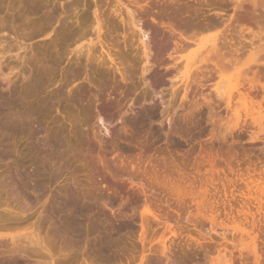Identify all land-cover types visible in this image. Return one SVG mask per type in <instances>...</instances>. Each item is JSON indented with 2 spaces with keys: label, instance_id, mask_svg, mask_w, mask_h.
Instances as JSON below:
<instances>
[{
  "label": "rangeland",
  "instance_id": "1",
  "mask_svg": "<svg viewBox=\"0 0 264 264\" xmlns=\"http://www.w3.org/2000/svg\"><path fill=\"white\" fill-rule=\"evenodd\" d=\"M121 1L150 39L149 71L130 60L125 81L106 59L74 83L65 70L75 47L55 39L50 12L62 18L66 5L70 16L93 19V0L0 3L1 40L13 45L0 65L15 68L10 88L24 93L27 79L62 58L38 97L0 113V123L33 113L28 129L0 130V264H264V118L235 90L246 92L257 73L264 86V53L256 52L264 0ZM170 24L181 28L173 35ZM129 26L116 36L102 30L115 63L127 48L141 52ZM22 40L26 52L17 49ZM211 44L216 51L207 52ZM186 62L195 64L187 81ZM205 215L241 224L250 234L243 247L233 248L240 236L232 241L230 232L224 243Z\"/></svg>",
  "mask_w": 264,
  "mask_h": 264
},
{
  "label": "bare ground",
  "instance_id": "2",
  "mask_svg": "<svg viewBox=\"0 0 264 264\" xmlns=\"http://www.w3.org/2000/svg\"><path fill=\"white\" fill-rule=\"evenodd\" d=\"M238 1V0H237ZM2 2V0H0V3ZM78 3L79 2H76L75 4V10L77 9L78 7ZM93 4L94 6V9H93V19H90L89 17L86 16V14H82L80 15V13H75L73 15L70 16L69 14V11L70 9L66 7V5H62V9H63V14H65L64 17L62 18H59L58 16L56 17V8H52L51 9V15H52V19L53 17H55V19L57 20L58 24H59V29L55 31V39L56 38H59L61 39L62 41L65 40H68V38L71 40H69L71 43V46H74L75 48L72 49L71 51H69V54H71L70 58L68 59V67L67 69L65 70V74L67 77H70L72 79V82L81 78L80 76H82V73L85 74L88 72V68H91L94 64H97L99 65V67H103L105 64L107 65V60L109 61V63L112 65L111 68H115V72H117L120 76H121V79L122 80H125L124 77H126V80H127V74L126 72L128 71L127 67L128 66H133L131 64H128V62H130V60H132L133 62H131L132 64L136 63L138 60L139 62H141L142 67L140 68V71L143 73H146L147 71H149V59L151 57V53H152V47H150V39L148 38V36L146 35L147 33L145 31H143L142 29V26L141 28H139L140 24L138 22L135 21L134 19V15H132V13L129 11L128 7L125 6L123 4V2L121 0H93ZM91 4L88 5V9L91 8ZM80 6V5H79ZM74 10V9H73ZM72 10V11H73ZM77 11V10H76ZM86 11V10H85ZM84 12V11H83ZM124 15L127 16V19L124 18ZM61 16V15H59ZM73 16V17H72ZM49 17V18H50ZM127 21H126V20ZM171 19V17L169 18ZM241 20V19H240ZM243 20V19H242ZM52 22V20H51ZM136 22V23H135ZM239 22V20H238ZM139 25H138V24ZM50 24V23H49ZM76 24V27H74V25ZM128 26L130 25L132 27L129 28V30L131 31H134L132 32L135 33V35L137 36V44L139 45V49L141 50V52H139V56H131L133 55L132 54V51L131 52H128V45H126L127 49H125L126 51L124 52V54L122 56H117L118 60H120L118 63H115V58H112L113 56L111 55V52H109L108 49H110V44H108L109 40L106 38V40L103 42L102 41V37H101V33H102V30H105L107 32L108 35L112 36L114 33H115V36H116V33H118L117 31L118 30H122L121 32H124V28L125 26ZM172 24H170V27L168 25V27L170 28V30L172 31L171 34H173L175 32V27L174 25L173 28L171 27ZM51 26H53L51 24ZM104 28V29H103ZM181 28V26H179L178 28H176V32H177V29ZM6 29V27L1 24L0 25V32H4ZM46 29V27H45ZM44 30V29H43ZM42 30L43 34L45 33L44 31ZM50 30V29H48ZM46 31V30H45ZM47 32V31H46ZM53 32V31H51ZM105 32V33H106ZM175 32V33H176ZM182 31L179 30L178 33ZM39 33V32H38ZM104 33V32H103ZM125 33V32H124ZM181 33L179 34L178 37H181ZM42 34V33H40ZM119 34V33H118ZM253 34V33H252ZM48 35V34H47ZM119 35H122V34H119ZM134 35V34H133ZM174 35V34H173ZM260 35V34H259ZM92 36L95 38V40H97V43L93 42V38ZM118 36V35H117ZM124 36V34H123ZM258 36V34H257ZM2 35L0 36V65L2 64L3 62V59H4V56L6 54H9L12 50V46H3V43L4 41L3 40V37ZM125 37V36H124ZM123 37V38H124ZM255 37V36H254ZM264 37V35L262 36ZM102 38V39H101ZM105 38V37H104ZM132 38V37H131ZM2 39V40H1ZM18 39V38H17ZM23 39V38H22ZM30 37L26 40L29 41ZM103 42H101L100 41ZM111 39V37H110ZM113 39V38H112ZM125 39V38H124ZM26 40H22L23 41H26ZM108 40V41H107ZM114 40V39H113ZM117 40V39H116ZM264 39H258V41L261 43ZM55 42H57L58 40H54ZM108 43H107V42ZM112 41V40H111ZM124 41V40H123ZM184 39H181L180 42L183 43ZM19 42V41H18ZM66 42V41H64ZM68 42V41H67ZM117 42V41H116ZM115 42V43H116ZM258 42V43H259ZM21 43V42H19ZM107 43V44H106ZM125 43V42H124ZM122 43V44H124ZM127 43V41H126ZM125 43V44H126ZM259 43V44H260ZM22 45L19 44V47L17 49H22L26 52V42L24 43H21ZM105 44L106 45H109V48L106 50V47H105ZM117 44V45H116ZM116 47L118 46V43H116ZM9 45V44H7ZM98 46L99 45V48L101 49V53L100 55L98 53H95L94 52V47L95 46ZM135 45V44H134ZM177 45V43L175 44V46ZM254 44L252 43L250 46H253ZM23 46L24 48H21ZM114 45H112L111 47L114 49L115 47H113ZM15 47V46H14ZM123 47V48H124ZM177 47V46H176ZM69 48V47H68ZM111 48V49H112ZM257 48V53H264V42L262 43V45H259V47H256ZM110 49V51H112ZM130 49V48H129ZM135 49V48H134ZM216 49V45L215 44H211V47L209 48V51L207 52H213L214 50ZM95 51H96V47H95ZM216 51V50H215ZM218 52H220L219 50H217ZM118 53V52H117ZM134 53V52H133ZM98 54V56L96 55ZM119 54V53H118ZM122 54V53H121ZM66 55V54H64ZM120 55V54H119ZM137 55V53H136ZM16 56H19L18 54ZM217 57V56H216ZM18 58V57H17ZM55 58V57H54ZM62 59V58H61ZM61 59L60 58H55L53 61H51V64H50V67L48 69V71H37L35 73L34 76H32L31 78L27 79L26 82L27 85L26 87L24 88V93L22 92H18L15 88H10L11 85L13 86V81L11 82V79L9 78L11 75H13L14 73V70L15 68L14 67H10L8 68L7 66L5 67V69L1 68L0 67V73L1 74H4V70L7 72L5 75H2V81H4L7 85V90H8V95L7 96H1L0 99H1V104H0V113H3L5 112L6 109H12L14 108L16 105L18 104H24V103H27L28 102V99L32 96L34 97H38L40 95V93L42 92V90L45 88V81L47 79V76L51 75V72L53 70H55V68H57L58 66H60L61 64ZM107 59V60H106ZM141 59V60H140ZM23 60V58H22ZM21 60V61H22ZM82 60L84 61V63L82 62ZM106 61V62H105ZM136 61V62H135ZM121 66V68H118V65ZM127 64V65H125ZM138 64V62L136 63ZM140 64V63H139ZM194 64L191 63V62H186L184 64V69H185V72H184V79L185 81L188 80L189 78V74H190V69L192 67V65ZM195 65V64H194ZM193 65V66H194ZM125 66H126V69H125ZM98 67V66H97ZM110 67V66H109ZM171 67L173 68H178V66L176 64H173ZM110 68V69H111ZM112 68V70H113ZM259 69V68H258ZM257 69V70H258ZM127 70V71H126ZM176 71V70H175ZM177 71H179V69H177ZM203 71V70H202ZM260 71V70H259ZM201 72H199L200 74ZM256 73V71H255ZM127 74V75H126ZM203 74H205V71L202 73V76ZM87 75V74H86ZM198 75V74H197ZM201 75V74H200ZM253 78L251 79H247L246 80V83L248 84V90L249 92H247L245 89V91L247 92H241L239 88H235L236 90V93L243 98L244 101H249L251 104H252V107L253 108H256L257 110V115H258V118L260 119H263L264 118V111L262 110V105L264 106V86L260 83H258V80L255 78V75L257 77L258 73L257 74H253ZM260 75V74H259ZM201 76V78H202ZM261 76V75H260ZM258 76V77H260ZM130 77V76H129ZM204 77V76H203ZM206 78V77H205ZM203 78V79H205ZM264 78V76H263ZM68 79V78H66ZM194 79V78H193ZM195 79H198L197 77ZM199 79H200V76H199ZM198 79V80H199ZM125 80V81H126ZM143 80V79H141ZM196 81V80H195ZM72 82L70 81V83L72 84ZM260 82V81H259ZM69 83V84H70ZM74 83V82H73ZM178 83V82H177ZM177 83H174V85L172 86H175V84ZM245 83V84H246ZM182 84L184 85V82H182ZM67 86H68V83H67ZM70 86V85H69ZM186 86H183L182 88V91H183V96L182 97H186V89L185 88ZM188 87V86H187ZM244 87V85H243ZM10 88V89H9ZM58 91V90H57ZM60 91V90H59ZM56 92V93H59ZM178 90L176 91H173L172 92V96H175V94L177 93ZM259 94L263 95L261 97V99L258 97L260 96ZM232 96V94H231ZM231 96H226L227 98V102H228V105H229V102H230V99H231ZM258 97V98H257ZM185 99V98H184ZM256 99H259L260 100V103L259 102H256ZM226 102V103H227ZM43 103V102H42ZM33 116V113H30V112H26V111H22V112H15V113H7L6 115H4L3 117V121L0 123V130L1 131H5V132H8V131H24L26 130V128L28 129L30 127V118ZM97 116V119L98 121L100 120L101 121V118H100V114L96 115ZM99 134V133H98ZM197 198V197H196ZM198 199V198H197ZM200 202V201H199ZM195 204V203H194ZM199 204V203H198ZM67 205H65V208H66ZM198 206V205H197ZM201 206V202H200V205ZM199 210V208H198ZM200 212V211H199ZM201 213V212H200ZM202 214V213H201ZM200 215V214H199ZM204 215V214H203ZM206 216V215H205ZM211 216V215H210ZM202 217V215H201ZM207 217V216H206ZM206 217H203V218H206ZM212 217V216H211ZM215 217V216H214ZM209 218L207 217L209 220V223H210V230L212 232H216L217 229L221 230L222 231V234L218 235L221 237V240L225 243L227 241V234L228 236L229 235H233L231 238H232V241H234L236 238L234 237L235 234H236V237H239L240 239H237L238 241H236L237 243V246H233V248L235 249L236 247H240L238 245H241V241H245L243 239V234L245 233V229L243 228H240L242 226L240 225H235L233 227H229L227 226V224H224L223 222H221L219 219H216V218ZM203 220V219H202ZM205 220V219H204ZM219 220V221H218ZM234 223V222H233ZM33 233V232H32ZM226 233V234H225ZM246 236H248L247 234L249 233H245ZM30 235V234H29ZM215 235V234H214ZM239 235V236H238ZM250 235V234H249ZM32 236V234H31ZM27 238L28 242L30 244L33 243V240H31L32 238H34L32 236V238ZM209 238L211 235H208ZM217 236V237H218ZM25 238V237H24ZM208 238V237H207ZM251 238V236H249V239ZM212 239V238H211ZM220 239V238H218ZM254 238H251L250 239V242L251 244L248 245V247L251 248L253 254H254V257H255V253H256V248H255V242L253 241ZM204 240V239H203ZM255 240V239H254ZM37 240H35L36 242ZM209 241V240H208ZM214 242V241H213ZM221 242V241H220ZM230 242H231V239H230ZM230 242H227V243H230ZM212 243V242H211ZM217 243V241H216ZM222 243V242H221ZM235 244V242H233ZM243 243V242H242ZM37 244V242H36ZM220 245V244H219ZM227 245V244H225ZM231 245V244H230ZM233 245V244H232ZM228 247V246H226ZM245 247V245H244ZM211 248H213V246H211ZM232 248V250H233ZM164 251V248L161 250V253H163ZM239 251V250H238ZM250 251V250H249ZM251 253V252H250ZM165 254V253H164ZM162 254V255H164ZM231 254V252H230ZM241 254V253H240ZM257 254V253H256ZM233 255V254H232ZM231 256V255H230ZM258 256V255H257ZM241 257V256H240ZM224 258V257H223ZM256 258V257H255ZM145 259V258H144ZM233 260V258H232ZM257 260V259H256ZM255 260V261H256ZM259 261V260H257ZM225 264V263H224Z\"/></svg>",
  "mask_w": 264,
  "mask_h": 264
}]
</instances>
